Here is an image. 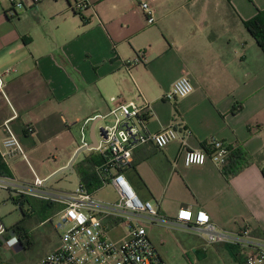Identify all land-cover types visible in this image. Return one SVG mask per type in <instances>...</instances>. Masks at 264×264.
Returning a JSON list of instances; mask_svg holds the SVG:
<instances>
[{
  "label": "crops",
  "instance_id": "1",
  "mask_svg": "<svg viewBox=\"0 0 264 264\" xmlns=\"http://www.w3.org/2000/svg\"><path fill=\"white\" fill-rule=\"evenodd\" d=\"M19 1L23 8L13 14L10 0H0V144L2 125L12 120L29 160L12 159L7 164L11 177L27 167L47 180L82 148L74 129L81 134L84 127L86 143L97 148L98 130L112 124L114 105L147 104L140 113L147 131L173 126L179 138L164 149H135L123 173L139 199L158 210L159 221L146 218L141 225L162 260L168 264L165 249L184 245L202 258L210 253L224 264H244L238 246L211 244L205 234L177 224L176 215L181 209L203 210L218 230L236 234L248 227L252 238L264 240V54L244 24H211L212 15L224 7L249 20L264 9V0H144L154 10L151 25L141 0ZM79 2L88 7L77 10ZM138 53L143 62L129 72L123 62ZM180 77L191 81L193 92L166 99ZM112 97L117 101L111 102ZM26 126H32L33 134ZM63 136L62 158L48 169L41 164L40 176L33 163L39 154H57L59 144L52 150L50 143ZM211 138L242 148L252 163L231 178L210 159L203 166L185 167L183 152L203 150ZM96 148L78 156L73 172L98 169L101 156L107 161L108 153ZM31 199L22 197V212L26 205V213L32 211ZM104 225L116 232L114 237L126 230L112 216Z\"/></svg>",
  "mask_w": 264,
  "mask_h": 264
},
{
  "label": "built area",
  "instance_id": "2",
  "mask_svg": "<svg viewBox=\"0 0 264 264\" xmlns=\"http://www.w3.org/2000/svg\"><path fill=\"white\" fill-rule=\"evenodd\" d=\"M41 1L43 0H33V3L37 4ZM10 2L11 13L23 8V3L19 0H10ZM87 7L86 2H79L76 5L77 10L80 11ZM140 8L146 16L147 24H154V10L151 4L141 0ZM142 62L143 54L138 53L134 58L124 60L123 64L130 72ZM3 87V74L0 73V89L2 90ZM193 90L191 81L187 77H180L173 83L166 99H183ZM110 100L117 101L114 97ZM148 108L147 104L140 105L136 100L114 105L109 112L113 123L103 127L105 136L101 137V144L96 149L100 152L106 151L108 159L96 170V173L101 188L108 185L114 187L117 193L115 202L99 201L95 198L94 192L89 191L81 183L73 192H54L48 187L46 179L39 177L33 169H31L33 180L29 182L0 175V188L13 192L18 197H29L60 207L55 214L58 219V229L62 231L60 244L55 251L46 255L37 264H166L150 240L146 229L141 225L146 218L152 223L159 221L158 210L149 202L139 199L123 173L130 165L135 149L145 145L164 149L179 138L178 131L173 126L158 133L148 132L145 122L140 118V113ZM11 121L8 120L2 125L5 138L0 144V156L6 165L18 156L29 164L27 154L11 126ZM25 130L33 134L32 126H26ZM85 139L83 127L81 147L88 145ZM206 148L185 150L182 157L184 166H203L210 159L223 169L236 146L211 138L206 143ZM108 216L115 218L118 227L126 229L119 237L112 236L113 232L104 225V219ZM176 222L181 226H191L199 233L205 234L211 244L226 242L238 246L244 264H264V240L252 238L248 227L236 234L221 231L211 222L205 211L198 210L194 213L191 209L179 210ZM6 234H10L5 239L9 247L20 245L19 235L2 225L0 239Z\"/></svg>",
  "mask_w": 264,
  "mask_h": 264
},
{
  "label": "rangeland",
  "instance_id": "3",
  "mask_svg": "<svg viewBox=\"0 0 264 264\" xmlns=\"http://www.w3.org/2000/svg\"><path fill=\"white\" fill-rule=\"evenodd\" d=\"M246 1L248 2L249 0ZM259 10L263 11L264 9ZM242 15L232 9V7H226V9L225 7L220 8L219 12H215L212 15L211 24H244V21L247 20H245ZM110 122L113 123L112 118L110 119ZM73 134L79 142L81 137L79 130L74 129ZM66 141V137L63 136L50 143V149L52 150L56 147L55 145L59 144V157L58 153V155L54 153L52 156L39 154L38 163H33V165L40 176L43 175L40 172L41 164H44L45 169H48L51 165H55L56 162H58V159L62 158V149L64 148L62 146ZM15 175V177L21 181L29 182L33 180L32 173L27 167H22L21 170L15 171ZM78 185L79 177L71 170L63 171L48 181V187L57 193L73 192ZM95 197L97 199L106 200L117 198L115 189L112 186L99 191ZM17 198V194H10L9 191L0 188V227L3 225L7 230H11L16 229V225H20L22 230H24L23 232L28 235L30 245L27 247L24 245H18L11 248L5 242V239L8 238L10 234H6L0 239V263L37 264L46 255L55 251L60 244V233L62 231L58 229V219L55 217V214L60 208H54L53 210V207L47 203L31 199V216L24 218L21 207L13 201L14 199L17 200ZM27 210H29V208L26 205L25 212H27ZM16 234L19 235V231L16 232ZM115 235L116 232L112 234V236ZM207 255V258H202L184 245L182 247H175L172 250L165 249L163 252L165 261L168 264H224L223 262H218L217 258L213 255L210 256V253Z\"/></svg>",
  "mask_w": 264,
  "mask_h": 264
},
{
  "label": "trees",
  "instance_id": "4",
  "mask_svg": "<svg viewBox=\"0 0 264 264\" xmlns=\"http://www.w3.org/2000/svg\"><path fill=\"white\" fill-rule=\"evenodd\" d=\"M76 15L81 16V19L86 22V18L81 15L80 11L74 10ZM244 26L247 30V32L251 35V37L254 39L258 47L261 49V51L264 54V10H258L257 14L247 20L244 21ZM205 149H207L205 147ZM101 161L100 163H105V157L101 156ZM89 162L91 163L92 160ZM252 163V158L248 153H246L242 148L236 147L231 155L228 157L226 165L223 167V173L227 175L228 177H234L237 174H239L245 167L250 165ZM95 165V163L93 164ZM97 169H92V168H86L85 170H79L78 175L80 178V183L84 184V186L89 190V191H96L97 189L101 188V182L99 177L97 176L96 173ZM0 175L3 176H9L11 177V173L7 167V165L3 162L1 156H0ZM23 200L22 197L20 196L19 199L15 200V203L19 204V206H23L22 204ZM28 203H30V200H28ZM47 203V202H45ZM50 205L49 203H47ZM31 205V203H30ZM23 217L27 218L31 216L30 213L22 212ZM16 229H12L15 232L19 231V237H20V245L24 246H29L30 245V240L29 237L26 233H24L22 230V227L20 225H16ZM23 232V233H22Z\"/></svg>",
  "mask_w": 264,
  "mask_h": 264
},
{
  "label": "water",
  "instance_id": "5",
  "mask_svg": "<svg viewBox=\"0 0 264 264\" xmlns=\"http://www.w3.org/2000/svg\"><path fill=\"white\" fill-rule=\"evenodd\" d=\"M98 133H99V136H100V137H104V136H105V133H104V131H103V128L99 129V130H98ZM90 141H91V143L95 142V139L93 138V136L90 137ZM94 148H96V146L93 145V144H89L88 146H85V147L80 148V149L76 152V154L73 156L71 162L69 163V165H68L66 168H64L63 170L57 172L56 174H54L53 176H51L50 178H48L46 181H47V182L50 181L54 176H56V175L62 173L63 171L71 170V171L73 172V171H74V170H73V164H74V162L76 161V159L78 158V156H79L82 152H85V151H87V150L94 149Z\"/></svg>",
  "mask_w": 264,
  "mask_h": 264
}]
</instances>
